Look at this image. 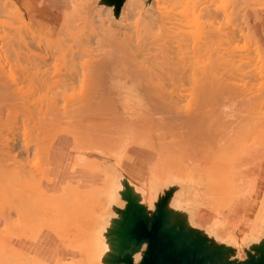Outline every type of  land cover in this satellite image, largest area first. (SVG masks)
<instances>
[{"label": "rangeland", "instance_id": "rangeland-1", "mask_svg": "<svg viewBox=\"0 0 264 264\" xmlns=\"http://www.w3.org/2000/svg\"><path fill=\"white\" fill-rule=\"evenodd\" d=\"M26 1L27 0H19V3L16 1V3L14 4L16 5L15 7L19 11V17H21L28 24L30 31L34 32L35 36L33 39H31L30 33H25V31H23L24 30L23 28L21 31L16 32L17 35H15L13 27L22 26L23 25L22 21L15 20L14 22L12 18H10L11 11L16 9L12 5L13 0H10V1L0 0L1 5L3 4L6 5L5 6L6 11L3 10L2 8L4 5L0 7V12H3V14L0 13V23L3 22L2 24H0V72L3 71L4 73L2 72V74H5V77H3V79L9 80L10 75H12L16 79L18 75L19 70L15 68V66H10V63H11L10 60L13 59L12 57L13 51L15 52L19 51V53H21L22 51L23 52L25 51V52L32 53V54L43 57L47 63L46 72L44 75V78H46L45 84L47 85L49 90L53 89V90H58V92L61 91V94L59 92V94L61 95L59 97L61 98L58 99L59 98L58 97L57 98L58 100L57 99L55 100V102L59 101L57 103L60 109L59 111H62L64 109L66 110L75 109L74 120L76 124V131L84 132L87 129L86 126L88 127V122H87V119L89 118L88 116L92 117L91 115L93 114V113L91 114L87 112L92 108V105H90V109H88L87 111L85 110V108H89V106L86 105L87 103L85 102L89 100L90 96L93 94V91L99 87L100 83L97 77L92 72L94 69H98L104 72L106 75V84L104 88L107 94V101H108L107 108L109 110V112L107 110L109 114L105 113L106 111H104L105 114L103 113L101 114V116L102 115H103L102 117H104L105 115L107 116V118L104 119L107 125V128H106L107 132L111 136L119 137L114 148L110 150V155H107V154L102 155L100 153L96 154V153H91V152H84V155L88 159L90 157H91L90 160L93 159V157L94 159L96 158V161L99 160L103 165H107L111 172L105 184L106 186L105 197L102 200H99L98 194L94 193V196H96V199L93 196L94 200L92 201L94 202L91 201L92 204L91 203L89 204L91 205V208L89 207L90 209L87 212V214L86 212H84V210H82L83 212H79L76 209L74 210L73 209L75 208L74 206H72L73 210H69L71 208H67L68 210L66 209L67 211H65L64 209L66 207L61 208V204H60V207H59L60 210L59 208H57L59 210L58 213H62L61 210L62 211L64 210L65 212H67L65 214L63 211V214H59L61 217L62 215H64L63 217L65 218L63 219V217L60 218L58 216L57 212H54V210L57 211L56 205L54 206V208H53V205L52 206L50 205V207H52L51 208L52 210L50 209V207L45 208V209L41 208V207H44V204L46 201L48 202V200H45V199L49 197V195L48 197L47 195H45L48 193L47 192L48 190L46 189L45 191V187L42 186V182L45 180L44 178L45 171H46L45 168L48 165L47 166L44 165V167L42 166L43 163L46 161H43L42 159L44 158L42 157L43 155L40 156L41 154L40 150L42 149V146L44 145V141H43V144L40 143V141L43 138L44 139L46 138L44 137L45 136L44 133H46V131L45 132L43 131V135H41L42 139H40L39 137L40 141H38L37 138L36 140H34L37 143L39 142L40 144H42V146L40 145L41 148L39 147V143L36 146V143L33 142L35 145L34 146L33 143L31 142L32 144L30 143L31 144L30 146L32 147L34 146V147L32 148L29 146L28 152H25V149L23 147L25 141L24 142L22 141L24 140L23 138H25L24 137L25 135L22 136V133L24 132H22V125H21L22 123H20V121H19L20 124L17 123L19 125L17 126L13 125L14 130L16 132L14 130L4 131V129L8 128V127L7 128L5 127L8 123L4 125L5 128L3 129V131L0 128L2 132L9 131L10 134L9 133H5V134L3 133V134L4 136L8 134L7 135L8 137L12 136L11 139L9 138L10 142L9 141L8 142L10 143L12 147L11 148L12 153L14 150L13 156L17 157V162L19 163V165L24 164L26 166L25 167L23 165L26 168L25 169L23 167L24 168L23 170L21 168L22 166L20 167L15 160L13 162V159L12 160L10 159L11 157L10 158L8 157L9 159L7 158L6 160L5 156L2 157L0 153L1 155L0 157L4 158L5 160L2 158L0 159L6 162L10 160L12 161V162L10 161L9 166H8L9 162H7L8 164H6L5 162H2V160L0 161V168H3L4 170L3 175L5 174L4 172L6 170L11 171V175L14 178L15 175H13L14 173H12V171H14L15 174H17V176L15 177V181L17 183L18 180L16 179H19V176L21 178L22 176L21 174H24L27 170L26 174H24L25 176L23 175L24 177H26V179L22 176L23 179L18 181L20 183L22 182L21 184L23 185L22 188H24V190H22L20 186L19 188L21 189H18L19 191L15 192L17 189L16 187L18 186L15 184L14 179H12L13 182L11 181L10 179L11 175L7 177V175L10 172H7L5 176L7 178L10 177L9 179H10L11 184L10 182H8L7 178H6L7 182L5 181H2V183L0 182L1 183V187H0V190H1L0 191V264H25L26 261L28 262L29 260H32L31 258H33V260L37 258V256L32 257L33 255H31L30 253L18 248L17 244H20V241L22 240H30V241L35 240L36 238H38L40 233L44 231L51 232L63 248L73 252L72 256L70 255L68 258L59 260L61 261L60 262L61 264L62 263L67 264L69 258H70L69 262H72V260L74 261L75 259H79L80 257H82V254L76 251V247L75 249H73L74 246L78 244L77 242L79 241L81 237L79 233L83 236V233H82L83 231H78V230L74 231L75 227H77L78 225L79 226L82 225L80 227L83 228V225H85L84 221H86L88 214H89L88 218H92V216L94 218V216L97 215V225L100 226V228L103 230L108 229L110 228V226L114 225L115 220L119 217V215H117L118 213L114 212L112 209L114 207L122 208L124 206V201L121 200V195L125 189L130 190V192L133 195L138 197L140 203L148 207L149 205L155 204L158 196L162 193V191L164 190L166 186L173 184L176 186V189L173 191L172 195L169 198V205H168L169 207L171 200L180 199L186 193H189V191L193 189V185L197 186L200 183H205L206 180L202 179L205 163L200 157L201 155L200 150L203 145V141L201 137L205 136L206 134L216 129L217 123L215 120L216 118H218V114L217 113L213 114L210 111V105H208L206 102L204 103L201 100V95H202L201 93L203 89V86L201 85V81L203 77L205 76L204 66L208 62L209 58H208V55H204L203 53L196 54V55L192 54L191 53L192 51L191 41H189L190 42L189 48L188 47L182 48L180 51L177 52V54L172 56L173 58L170 56L172 59L169 60L168 58L170 62L167 61L168 63L167 62L166 63L168 65L165 66L163 63H165L164 61L167 59L164 60V58H162V54L159 53V50H158L159 44L161 42L159 38L156 37V39L152 40L151 41L152 44L150 42L149 44L144 45V43L140 42L138 48H136V44L125 43L121 39V35L123 34V32H125V30L122 32L121 29H124V28L126 29L128 34L131 37H133L132 27L134 26L136 20L138 19L139 17L138 12L140 11L138 2L130 4V1L126 0L123 6V9H122V15L119 21L116 22L112 18L111 9L108 7L99 6L97 4V0H59L60 7H58V10L56 12L60 14V17L58 18V21L54 22L53 21L54 19L51 17L50 12L49 13L44 12L43 9H46V7L43 1L29 0L30 3L32 2L31 3V5L33 6L32 10L26 9ZM143 1H144V9L142 13L143 16L145 18L149 17V19L152 18L150 20L155 22L153 27L155 25L156 27H158V24H156L157 23V10L155 7V1L154 0L151 1L150 7L146 6L145 0ZM185 1L186 0H181L182 3H184ZM189 1L191 3L194 0L193 1L187 0V3L190 5ZM198 1L199 0L195 2H198ZM204 1H206V3H209L210 1L211 2L214 1L217 7L214 6L215 5L213 4L214 2L213 3L210 2V5L213 4V6L211 7H215V9L216 8L218 9V6H219V9L221 10L220 11L218 9L220 13L218 11L215 16L216 19H214V21H216L217 24L212 19L214 26L220 27L221 24L222 26L223 25L225 26V24L226 25L230 24L228 22H231V19L235 16L234 21L236 22L235 23L233 22L232 25L235 24L236 29L235 28L233 29L231 25L228 27L226 26L225 27L229 28V30L232 28L236 32L235 34L236 38L234 42L232 43L231 47L234 50L235 55L238 58L235 56V59H234L235 64L234 66L233 64L231 65L233 66L231 70H230L231 67L225 66L224 64L225 67H223L224 69L221 68V70L223 69V71L226 74L222 72L223 73L222 75H224V77H229V80H228L229 82L234 77L232 79L234 80V82L231 80L233 85H237L238 83L240 85V86L238 85L239 89H243V85L241 87V84H244V86H246L244 88L247 90V92L245 90H242V92L245 93V95L246 93L250 94V96L247 95L249 97L250 104L246 105V103H248V100L247 99H246L247 101L245 100L246 101L245 105L248 106V110L250 113H248L247 110H246V113H245V110H241L243 112H240L238 110V113L240 112L239 116L238 114L236 115L240 117L242 115L241 113H243V115L247 116V117H244L243 123L238 125V129L243 127L245 130L247 127L249 128V125L252 126L255 123L258 124L259 126V123H257L258 119L259 121L260 120L262 121L261 123H264L263 121L264 120V103H263L264 102V93H263L264 92L263 90L264 89V63H263L264 62V0H201L198 3H202V5H204L205 3ZM181 2L179 3L180 5H178V3L177 4L175 3V5L180 6L179 8L176 6L177 7L176 9L177 11L178 10L180 11L183 9L184 12L181 11V14L183 13L182 15H184L185 13L186 17L187 16L191 17V18L189 17V20L191 19L190 21L187 20L188 17L187 19H185L184 17V20L185 22L187 21V24L185 22L184 23L189 27V29L187 28L186 25L184 26V24H183V28H185L186 32H187V29L189 32L193 31V33L192 32L190 33V35L193 36L196 31L195 26L197 25L196 23L197 20L194 18V15L191 16L192 13L189 15V12L191 11L188 10V6H187L188 4L187 3H186L187 5L185 3L182 4ZM65 4L67 5L64 7ZM167 5L170 6V4H167ZM171 5L173 6V3ZM175 5L173 7L170 6L171 9L168 8V10L170 9L171 11L175 7ZM184 5H186L187 8ZM50 6L52 5L50 4ZM93 9L95 10L94 15H91ZM225 9H227L226 13L229 15L233 13L230 10L234 9L233 11L236 10V12L238 11L237 9L242 10L243 12L238 11V13L240 12L242 13V16L241 14L238 15L237 13H235L237 15H234L233 13L232 15L233 17H231V19L228 18L229 20L226 23V18H227L225 16L226 14L223 17L221 16L222 11H225ZM177 11L175 12V10H172L171 14L173 15V17H176V19L180 17L182 19L183 17L179 16L181 14H179L178 15L179 17H177L176 15L178 14ZM106 13H108V16H105ZM63 14H69V16L71 15V17L68 16L69 17L68 20L69 19L71 20V21L70 20L68 21V23L70 22L69 23L70 26L69 25L67 26L68 30H66L67 28L60 29L59 24L61 22V19H63L62 17ZM103 14H104V17H103ZM125 14H126V19L124 16ZM229 15L228 17H230ZM84 16H86L87 18L89 16H93L96 25L91 23V22L94 23L93 19H91L92 17H89L87 19V23H85ZM220 16L223 19V22H222V19H219ZM201 20L204 21L205 19H201ZM180 21L181 23H183L182 22L183 20H180ZM188 21H189V24H188ZM193 21H194V24H193ZM89 22L91 23L90 27L87 26ZM190 22H192L193 25H191ZM97 24H100V26H103V28H112V29L114 27L116 28L117 34H118L117 37H118V40L121 41V46L116 47L114 54L112 55L107 54V51H108L107 48H109L107 45L108 41L99 39L101 36H103V35H100L99 33L101 32L103 28L101 27L100 29L98 27L99 25L97 26ZM93 25L95 27H93ZM189 25L194 27L195 30L193 28H190L191 26ZM237 26L238 27L240 26V27L237 28ZM156 27H154V32L159 31L155 29ZM96 28H98L97 31H96ZM226 28L225 29L222 28L221 30L225 31L227 30ZM158 29H160V27ZM89 30L90 31L95 30V31H92L93 35L89 33ZM189 32L187 33L189 34ZM19 33L21 36H18ZM174 40L176 44L177 39H174ZM189 40H190V36H189ZM140 50H144L147 52H140ZM256 50L259 52H257ZM11 53H12V56L8 58V55L9 54L11 55ZM154 54H157V56H159L160 58ZM258 54H259L260 59H258V56H257ZM151 55H154L156 59L153 60L154 58L153 59L152 57L149 58ZM247 57L249 59H247ZM55 58H58V60L55 61L54 60ZM210 58H214V55H211ZM8 59H10L9 60L10 63L7 61ZM94 59H103L104 61L102 62L101 65L91 66L90 63ZM161 59L163 60V63L162 61L161 63L164 66H162L161 63L159 65L157 64V61H160ZM149 60H153L156 63L150 61L153 63V65H151L152 63L150 64ZM22 61H24L23 63H25L24 59ZM55 62L56 64L53 65ZM21 66H24V65L21 64ZM221 70L219 71L221 72ZM231 74H233V77ZM23 85H26V84L24 83ZM23 85H22L23 91L21 92H24L23 93L24 95L25 94L24 89L27 90L28 87L24 88L25 86L23 87ZM261 86L263 87L262 89H260ZM142 87H144L146 92L150 93L153 96V104H146L145 101H143L140 97L136 96L135 93L139 92L142 89ZM236 88L238 87L236 86ZM28 89L30 90V87ZM20 90H21V87H20ZM208 92L209 91H207V93ZM28 93L29 91H27V93L25 94L26 97L28 96L27 95ZM43 93L44 92H42V94ZM243 93L239 92V96L238 94L237 95L235 94L237 98L235 96L232 97L234 99V102H236L235 98L236 100L238 99L241 102L243 100V97L240 98L241 97L240 95H242ZM62 94H63V97L64 95H68V96L71 95L70 99H72L71 101L73 102L68 101L69 104L70 102L72 103V105L70 104L71 106L68 103L67 104L65 103L64 98L66 99V97L62 98ZM36 95L38 94H35V96ZM245 95H244V98H248ZM260 97L261 99L259 101ZM37 99L40 101L38 96L36 99H32L33 101L32 100L31 101L35 102V100ZM224 99H229L230 103L229 104L227 103L229 102V100L224 101L225 103H227V105L222 104L223 103L222 102L221 104L223 106L220 105V109L222 108V110L220 111H223L224 109V112L226 110L227 114L229 112L228 109H231L233 113L236 112L235 110H237V108H239V106H241L243 102V101L241 103L239 102L240 105L239 104L236 105V103H233L230 98H223V100ZM47 101L48 100H46L45 98L44 100L45 104ZM44 102H42V104ZM55 102L53 103L55 104ZM1 103H5V102H1ZM84 103L88 107H86ZM231 103L237 106V107H234L235 110L233 109V106ZM45 104L42 106L43 110L45 108ZM54 104H51V105H54ZM67 105L70 107L68 108ZM83 105L85 106L84 108L82 107ZM245 105H243V109L247 108ZM80 106L82 107V109ZM244 106L246 108H244ZM56 108H57V105H56ZM6 109L7 108L5 107V110ZM89 112H91V110ZM107 119H108V122H107ZM65 120L67 121V118ZM65 120H62V122H66ZM246 123L247 125H244ZM64 125H65L64 123L60 124V126H64ZM19 126L21 128H19ZM251 126L249 128L250 130H251ZM1 127L3 128V126ZM255 127L256 126H254L253 128L252 126L253 128L252 131L255 129ZM249 129L248 131H250ZM257 129L259 128L257 127ZM18 130H20L21 133ZM263 130H264V127H263ZM239 131L240 130H238L237 132L239 133ZM261 131L262 129L259 130V132ZM254 132L256 131L254 130ZM238 133H236L237 135L236 139L238 141L236 140L237 144H235V147L241 149V150L238 149L241 152L239 156H241V154L243 156L245 155L246 151L253 150L254 148L256 149L257 147L259 148L260 146L264 144V142L263 144L261 142H259V144L257 143V141H260L258 138L259 133L256 135V133L249 132L251 137L254 135L257 136V137H254L255 140L256 138H258L257 141H254V139L251 137H250L251 139H247L249 138V135L244 137V135H242L243 133H240L243 136L240 139V137L238 136ZM246 133L249 134L247 130H246ZM47 134L50 135V132ZM251 134H254V135H251ZM15 135L16 137H14ZM262 135H263V132H262ZM69 139H70L69 143H70L71 151H72L73 140L71 137ZM245 140L246 142H248L249 140V142L252 145L249 146L248 144L249 142L247 143V145H246V142L243 143V141ZM263 140H264V136H263ZM27 141L29 142V139H27L26 142ZM47 144L45 145L46 146L45 148H47L48 146ZM240 144L246 145V146L242 147ZM53 146H51L50 148H52ZM133 146L142 148L143 152H139V154L136 156V159H133V160L130 159L132 155L130 156V154H128L129 155L127 156L128 158L127 159L125 158L124 160L125 164L122 167H117L118 173H123L126 176V178H122V175L120 176L119 174H114V169L116 166L120 165L123 162V159H124L123 155L126 152V150ZM246 147L248 149H245ZM30 148H32L36 152H37L36 149L39 148L40 154L36 153L35 151H33L35 152L33 154L30 153V150H31ZM45 148H43V150L46 152ZM242 151H244V153ZM72 153L75 156L74 154L75 152L72 151ZM36 154H38V156H36ZM19 161L20 162L23 161V162H21L20 164ZM244 161H245L244 158H242L241 160L240 158H238L236 163L238 164L240 162L238 164L240 166L241 163H243ZM15 162L17 164L16 166H14ZM11 163H13V165H11ZM1 165H4V166L7 165L8 168L13 166L12 168L13 169L16 168V171L10 170L12 168H9V170L7 168L5 169V167L4 166L1 167ZM17 166H19L20 168H17ZM154 166L156 167V175H153V173L151 174V172L155 171ZM258 166H259L258 162L251 166V170H254L255 172L253 176L249 179V182L251 183L255 182L258 177V172L256 169ZM41 167H42V171H41ZM90 167L87 168V167L81 166L78 168H85L89 170L91 173H92V170L94 169L96 170V167L94 166H92L91 168ZM78 168L72 167V170L75 171ZM149 168L150 169L153 168L151 169V172H149L148 170ZM18 169H22V172L24 171V173H22ZM28 169H31V170H28ZM17 170H18V173H17ZM2 177L3 176L1 175V178ZM103 180L104 179L102 178V182ZM5 183L6 184L8 183L7 185L8 186L10 185L9 187H11V185L12 187L16 185V187L15 188L11 187L9 190V187L5 185L7 186V188L2 189V184L4 186ZM136 183H137V186H134ZM138 183L145 184V187H142L143 184L140 185ZM80 188L81 187L76 188L77 191L75 190V192L77 194L81 192ZM11 189H14V190L12 191ZM41 189H44V191L47 193L42 191L44 193V195H42ZM5 190H7L6 192L10 191L11 196L8 194L9 192L7 193L8 195L4 193ZM82 191H85V190H82ZM72 192L74 193L73 189H72ZM50 193L52 194L53 192H49L48 194ZM55 193L53 194L55 195ZM76 193L75 195H77ZM5 195H7L8 197L6 198ZM75 195H72V196H75ZM80 196H82L81 193H80ZM52 197H49V198H52ZM43 200H45V202H43ZM50 201L51 200H49V202ZM72 201H75V200L73 199ZM247 203H249L248 196L239 197L235 202L230 204L229 207H226L224 209L222 218L224 220H228L227 226L229 228H231L234 225V221L238 222L239 218L242 217L243 213L245 212ZM31 204L34 207H31ZM47 204H45V207L49 206ZM95 204H97V206ZM98 204L101 207V209L100 208L98 209L99 207ZM193 204H195V206L193 205L194 209L196 211H199L200 206L196 202H193ZM241 204L243 207L241 206ZM93 206L95 207L93 208ZM241 207L243 208V210ZM49 210H51L50 214H49ZM43 211H46L47 213L46 212L42 213ZM42 214L43 215L45 214V215L42 216ZM55 214L59 217V219L58 217H56L57 220H59L58 222L59 226L56 225L57 224V221H56V224L54 222L50 230V225L48 224H51L50 223L51 218ZM206 214L208 216H204L203 214L201 215V217L206 220V222L204 223L205 225L204 227L206 228V230L205 228L202 230L201 227L199 228L197 227L196 229L201 230V232H204V234L210 238L212 236L211 239H214L215 238L214 236H217L218 233H223L224 231L218 227H216V229L209 227L207 223H212V221L214 220L216 216L215 214H213V212H210V211L206 212ZM40 215L43 217L44 221L41 219ZM49 215H52L51 218ZM35 216L36 217L39 216L40 218L39 217L35 218ZM72 216L75 217V219L72 218ZM44 217L46 218V220ZM54 217L52 218V220H54ZM68 217L73 219V220L69 219V221L71 220L70 222L71 224L68 223ZM38 218L40 219V222H38V225H36L37 224L36 220H38ZM78 218L80 220L84 218L82 220L83 222L82 224H78V222L80 221ZM47 219L49 221L47 222L48 227L44 228L43 223L46 224L45 221H47ZM34 220L36 221L35 224L32 223ZM60 220L64 222L67 221L65 224L66 227L71 226L72 223H74L75 225L76 224L78 225L75 227H73L74 225L71 226L72 230L70 228L63 229L60 226H63L64 222L60 223L61 222ZM79 223H81V221ZM91 224H92V221H91ZM91 224L89 223V225ZM87 225L88 223L86 224V228H87ZM32 226L35 227V229L33 228L32 230ZM53 228L55 230H57V228L58 229L61 228L63 230L61 234L63 235H64V230L65 232L67 230L69 233L67 232L66 235H64V237H66V240H68V243L66 240L62 239L63 238L62 235H61V240H60V235H58V232H55ZM79 228H76V229H79ZM85 229H84V232H85ZM70 231L71 232L73 231L72 232L73 234ZM76 231H78L79 233H76ZM69 234H71L72 238ZM73 236H75L74 238H76L77 236L79 237H77V239L75 240ZM70 239L71 240L73 239V240L70 241ZM63 241L64 243L66 242L65 243L66 247L63 245L64 243H62ZM74 241L77 244L76 243L74 244ZM71 244H74L72 245L73 248L72 246L71 248L67 247V246H70ZM244 251L245 249H242L241 253L243 254L241 258H245ZM232 258H236V257H232ZM40 259L38 257L37 261L38 260L40 261ZM138 260L139 259H136L135 262ZM59 261L53 260L51 264H57L59 263ZM65 261L67 262L64 263ZM45 262L49 263L47 261ZM69 262L68 264H71Z\"/></svg>", "mask_w": 264, "mask_h": 264}, {"label": "bare ground", "instance_id": "bare-ground-1", "mask_svg": "<svg viewBox=\"0 0 264 264\" xmlns=\"http://www.w3.org/2000/svg\"><path fill=\"white\" fill-rule=\"evenodd\" d=\"M41 1L44 2V5L46 7V9H43L44 12L45 13L50 12L51 17L54 19L53 21L54 22L58 21L60 14L57 13L56 11L58 10V7H60V1L59 0H41ZM129 1H130V4L138 2V5L140 7V11L138 12L139 17L136 20L134 26L132 27L133 37H131L128 34V32L126 31L125 28L121 29L122 32L125 30V32H123L124 35L123 34L121 35V39L125 43L136 44V48H138L140 42L144 43V45H147L152 40L156 39V37L159 38V40L161 41L159 44V48H158L159 53L162 54V58H164V60L165 59H167V60L164 61L165 63H163L162 59L160 61H157L158 65L162 61V63L165 66H167L168 65L167 63L170 62L169 60H171L173 58L172 57L173 55L177 54V52L180 51L182 48H187V47L189 48V46H190L189 41L192 42L191 43V48H192L191 53L192 54L196 55V54L203 53L204 55H208L209 60L204 66L205 76L203 77V79L201 81V85L203 86L202 93H201L202 94L201 100L204 103L206 102L208 105H210V111L213 114L217 113L218 118H216V120H215L217 123L216 129H214L212 132L206 134L205 136L201 137V139L203 141V145H202L201 150H200L201 151L200 157L202 158V160L205 163L202 179H205L206 181H205V183H200L197 186L193 185V189H191L189 191V193H186L180 199L171 200L169 209L171 210L173 215L179 217L185 223V225L187 227H194V228L201 227L202 230L205 228L204 223L206 222V220L203 219L201 217V215L203 214L204 216H208L206 214V212H208V211L213 212V214H215L216 217L214 218L212 223H207V225L209 227H212L215 229H216V227L221 228V230H223L224 232L218 233L217 236H214L215 237L214 239H211L212 236H211V238L208 236L207 237L213 242H218L220 244H223V246L225 244L224 247L226 248L227 254H229V256L236 257V258L241 257L243 254V253H241L242 249L246 250V248H250V247L252 248L255 246H259L261 243H264V144H263V142H264V140H263L264 123H261L262 121L261 120L259 121V119H258L257 123H259L260 127L256 123L254 125H252L253 128H254V126H256L254 129L256 132H254V130L252 131L253 128L251 125H249V128L251 126V130L247 127L250 131H248L247 128L244 130L243 127L238 129V125L243 123L244 117H247V116L243 115V113H241L242 114L241 116H243V117H241V116L238 117L239 113L243 112L241 110H245V113L247 110L248 113H250L248 110V106H246L247 104H250L249 97L247 96V95L250 96V94L246 93V95H245V93L242 92V90H245L247 92V90L244 88V87H246V86H244V84H241V87L243 85V89H239L240 85L238 83H237V85H233V83L231 82V80L234 78L233 74H231L233 78L230 80V82L228 81L229 77H224V75H222L223 73L226 74L223 71V69H224L223 67L229 66V67H231L230 68V70H231L235 64L234 59H235L236 55H235V52L232 49L231 45L236 38V36H235L236 32L233 30L235 28V24L232 25L233 22L235 23L236 21H234L235 16L233 17L232 15L234 13V15L241 14V16H242L241 12H243V11L237 9L238 11H241L240 13H238V11L236 12V10L233 11L235 9L234 8L233 10H230L233 12V13H231V15L226 13L227 9H225V11H222V13L225 12V13H223V15L221 13L222 17L226 14L225 15L227 17L226 23L229 19H231V17H233L231 19V22H228L230 24H227V25L225 24L226 27H228L230 25L232 26L233 29L230 27L231 29L229 30V28H226L224 25H223L224 26L223 27L222 24L220 25V27L222 26L221 28L214 26L213 21H214V19H216L215 18L216 13L220 10L219 6H218L219 10L217 8H216L217 10L215 9V7H217V6H216L214 1H212V2L210 1L211 3L214 2L213 4H215L214 5L215 7H211V6H213V4L210 5L209 1H207L209 3H206V1H204L205 3H204V5H202V3H198L201 0H199L198 2H195L197 0H194V1L191 0L193 2L190 3V1H189V3H190V5H189L187 3V0H186L184 3L188 4V5L186 4L188 6V10L191 11V12H189V15L192 13L191 16L194 15V18L197 20V22H196L197 25L195 26L196 27L195 28L196 29L195 34L193 36H191L190 33L191 32L193 33V31H191V32L188 31L189 27L186 25L187 21L185 22V20H184V17H185V19H187V17H188L187 20H189L190 16L186 17L185 13H184L185 16L182 15L183 13L181 14V11L184 12L182 8H181L182 10H180V11L179 10L177 11V9H176L177 7L178 8L180 7L178 5H180L179 3L181 2V0H179V1H177V0H154L155 1V7L157 10V23L156 24H158V27H156V25L154 27H156L155 29H157V31L159 30L158 32H154L153 25L155 22L150 20L152 18L149 19V17H147L148 18L147 19L142 14L143 9H144V1L143 0H129ZM175 1H177V2H175ZM171 2L173 3V6L175 5V3L176 4L178 3V5H175V7L172 10H175V12L177 11V13H178V14H176L177 17L182 16L183 17L182 19H181V17L176 19V17H173V15L171 14L172 13L171 12L172 10L170 11V9H171L170 6H172ZM14 3H16V0H13V2H12L13 7L16 6ZM31 3L29 0L26 1L27 5H29V4L31 5ZM184 3H182V4H184ZM50 4L52 6H50ZM167 4H170V6ZM182 4H181V6H182ZM205 4H207V5H205ZM3 5L0 4V7ZM66 5L67 4H65L64 7ZM186 5H184V6H186ZM5 6L6 5H4L2 7L3 10H5V8H6ZM187 6H186V8H187ZM189 7H190V9H189ZM168 8H170V9L168 10ZM184 9H185V7H184ZM94 11L95 10L93 9L91 15H94ZM220 11H219V13H220ZM0 13L3 14V12H0ZM235 13H237V14H235ZM179 14H181V15H179ZM228 15L230 17H228ZM68 16H69V14H63L62 15L63 19H61V22L59 24L60 29H65L69 25L70 22L68 23V21L70 19L68 20V18L71 17V15L69 17ZM105 16H108V13H106ZM124 16L126 19V14ZM152 16H153V14H152ZM174 16H175V14H174ZM221 16H220V18L219 17L218 18L222 19ZM89 17H92L91 19H93V21H94V23L93 22H91V23L96 25L94 17L93 16H89ZM103 17H104V14H103ZM10 18H12V20L14 22H15V20L16 21H22V24H23L22 26L13 27L15 35H17L16 32L21 31L23 28L24 29L23 31H25V33H30L31 39L34 38V36H35L34 32H31L29 27H28V24L21 17H19V11L17 8L15 10L11 11V17ZM88 18L86 16H84L85 23H87ZM97 18H99V17H97ZM103 19H101V20H103ZM201 19H205V20L203 21ZM212 19H213V21H212ZM180 20H183L182 21L183 23H181ZM240 20H239V22H240ZM189 21H188V24H189ZM224 21H225V19H224ZM214 22H216V21H214ZM222 22H223V19H222ZM2 23H0V24H2ZM91 23L89 22L87 24V26L90 27ZM101 24H102V22H101ZM183 24H184V26L185 25L187 26V28H188L187 32H189V34L185 31V28H183ZM190 24L193 25L194 21H193V24H192V22H190ZM216 24H217V22H216ZM9 25H10V23H9ZM94 25H93V27H95ZM191 25H189V26H191ZM97 26L100 29H101V27L103 28V26H100V24H97ZM159 27H160V29H158ZM239 27L237 26V28H239ZM190 28L194 29V27H192V26ZM222 28H224V29L226 28L227 30H225V31L221 30ZM97 29L98 28H96V31H97ZM66 30H68V28ZM102 30L99 33H100V35H103V36H101L99 39H102L104 41H108L107 45L109 48H107V50H108L107 54L112 55L115 53L116 47L121 46V41L118 40V37H117L118 36L117 30L115 27L113 29L112 28H103ZM105 30L107 33L105 32ZM92 31H95V30H91V31L89 30V33L92 34L93 33ZM102 33H104V34H102ZM105 33H106V35H105ZM187 34H188V36H187ZM18 36H21L20 33ZM189 36H190V40H189ZM241 37H242V35H241ZM174 39H177L176 44L174 42L175 41ZM245 40H246V38H245ZM151 44H152V42H151ZM140 52H147V51L140 50ZM257 52H259V51H257ZM259 54L257 55L258 59H260ZM154 55L157 56V54H154ZM154 55H151L149 58L152 57V59L154 58L153 60H155L156 57ZM211 55H214V58H210ZM11 56H12V53H11V55L10 54L8 55V58ZM238 56H240V55H238ZM12 57H13L12 60L8 59L7 61L9 62V60H10V62H11V63L9 62L10 66H15V68H17L19 70L16 79L12 75H10L9 80L3 79V77H5V74H2L3 71L0 72V128L3 131V129L5 127L6 128L8 127L10 129L7 128V129H4V131L5 130H11L12 131V130H14L15 125L17 126L20 123H22L21 124L22 125V132H24V133H22V136L25 135L24 136L25 138H23L24 140H22V141L23 142L25 141L24 145H23L25 152H28L29 146L33 142H35L36 146H37L39 142L37 143L34 140H36V138H37V140L40 141V139H42L41 135H43V131L44 132L46 131V133H44V135H45L44 137H46V138L45 139L43 138L44 140L42 139L40 141V143H42V144L44 141V145L42 146V144L39 143V147L41 145L42 149L41 150L39 148L36 149L37 148L36 147V148H34L37 150V152H36L35 150L32 149L35 146L33 143L34 146L33 147L30 146V147H32V148H30L31 149L30 153L33 154L36 152V153L40 154V152H41L40 156L43 155L42 157H44V158H42V159H43V161H46V162H44L42 166L44 167V165H46V166L48 165L45 168L46 171H45V177L44 178L48 182L53 180L52 170L56 169L57 162H59V160H60V155L58 154L59 151L62 150L63 146H65L66 144H68V142H70L69 138L71 137L73 140L72 151L75 152L74 153L75 156L73 155L74 156V162L72 163L73 164L72 167L78 168V167L83 166V167L89 168L90 166L91 167L94 166V167H96V170L95 169H94L95 171L92 170V173L102 175L104 180L100 185H96V186L89 187V188H83V189L80 188V191H81L80 193L82 194V196H80V193H78L80 197L75 192V190L77 191L76 188H78L79 186L76 187V185L74 186L70 182H67L66 185H64L60 191H58L56 193L53 192V193H55V195L53 193H52L53 194L52 195L51 193L48 194L49 192L48 193L45 192L46 188H45V191H44V189H41L42 195H44V193L42 192V191H44L45 193H47V194H45V195H47V197H48V195H49V197L53 196L52 197L53 199L49 198V197H48L49 199L48 198L45 199V200H48V202H49V200H51L49 203L47 201L45 202V200H43V202H45V204L48 203L47 205H49V206L45 207V204H44V207H41V208L45 209V208L50 207V205L51 206L53 205V208H54V206L56 205L57 211L54 210V212L58 213L60 210L59 207L61 204V208L66 207L64 209L65 211L68 210L67 208H71L69 210H73V209L75 210L76 209L79 212H83L82 210H84V212H86V214H87V212L91 208V205H89V204L91 203L92 200H94L93 199L94 193L98 194L99 200H102L105 197V194H106L105 184H106L111 172H110L107 165H103L99 160L96 161V158L94 159V157L91 160H90L91 157L88 159L84 155V152H91V153H96V154L100 153L102 155L103 154L110 155V150H112L114 148L115 144L117 143V141L119 139V137L111 136L107 132V129H106L107 125L105 123L106 121L104 120L107 118V116L105 115L104 116L105 118L102 117L103 115L101 116V114H103L104 111H106L105 113L109 114L108 113L109 110L107 108V106H108L107 94H106L105 88H104L105 84H106V75L104 72H102L98 69H94L92 71L93 74L97 77L100 84H99V87L93 91V94L90 96L89 100H87L85 102V103H87L86 105L89 106V108H85V110L87 111L88 109H90V105H92V108L90 109L91 112H89L90 110L87 112L91 113V114L93 113L91 115L92 117L88 116L89 117L87 119L88 127L86 126L87 129L84 132H78V131H76V124H75V120H74L75 109H73V110L68 109L69 111L64 109L62 111H59L60 109H59L58 104H57L59 101L55 102V100L59 96H61L60 95L61 91H59L60 92V94H59L58 90H53V89L49 90L47 85L45 84L46 78H44V75H45L46 67H47L46 60L41 56H38V55H35L32 53H28L25 51L24 52L22 51L21 53H19V51L18 52L13 51ZM21 57L25 60V63H23L24 61H22L23 59ZM157 57H159V56H157ZM159 58H157V59H159ZM168 58H169V60H168ZM20 59L22 62L20 61ZM247 59H249V58L247 57ZM54 60L57 61L58 58H55ZM153 60H149V62L152 61V62L156 63ZM103 61H104L103 59H94L91 61L90 64H91V66L101 65ZM152 62H150V64ZM222 63H223V65H222ZM21 64L24 66H21ZM55 64H56V62L53 65H55ZM163 64H162V66H164ZM224 64H225V66H224ZM232 64H233V66H231ZM151 65H153V63ZM154 65H156V64H154ZM94 68H96V67H94ZM221 68H223V69L221 70ZM219 70H221V72ZM225 76H227V75H225ZM7 81H9V82H7ZM232 81L234 82V80H232ZM24 83L26 85H23ZM20 84H21V86H20ZM22 85H23V87L25 86L24 88L30 87V90L28 88H27V90L24 89L25 94L27 93V91H29V93L27 94L28 95L27 97L25 96V94L23 95L24 92H21V91H23ZM208 85L209 86L211 85L212 87L210 86V88H209ZM261 85H263V84H261ZM236 86L238 88H236ZM20 87H21V90H20ZM262 88L263 87L261 86L260 89H262ZM205 90H207L209 92L207 93V91H205ZM36 91H37V93H36ZM42 92H44V93L42 94ZM239 92L243 93L245 96L248 97V98H244L243 94L240 95L241 96L240 98L243 97V100L241 99L243 102L241 101L242 104H241V106H239V108L240 107H242V108H240V109L237 108V110H235L234 107H237V106H235V104L231 103L233 106V109L236 112L233 113L231 111V109H228L229 110L228 114H227L226 110L224 112V109H223V111H220V110H222V108L220 109V105H222V104L227 105V103L228 104L230 103L229 99L223 100V98H230L231 99L233 96H235L237 98L236 95L238 94V96H239ZM260 93H262V92H260ZM35 94H38V95L35 96ZM135 94H136V96L140 97L143 101H145L146 104H153V96L150 93L146 92L144 87H142V89ZM37 96L40 99V101L43 99L45 100V98L48 101L46 102V104H45L44 100L40 102L38 99L35 100V102H32L33 101L32 99H36ZM64 97H66V99ZM64 97L62 94V98H64L65 103L69 104L68 101L72 100V99H70L71 95H69V96L64 95ZM26 98H27V100H26ZM60 98L61 97H59L58 99H60ZM236 98H235L236 102H234L233 98H232L233 100L231 99V101L233 103H236V105L237 104L240 105V103H241L240 100H238V99L236 100ZM28 99H29V101H28ZM246 99L248 100V103H246V101H247ZM260 99H261V97L259 98V101H260ZM225 100H227V101L229 100V102L226 101L227 103H225L224 102ZM1 102H5V103H1ZM42 102H44V103L42 104ZM53 102H55V104ZM71 102H73V101H71ZM71 102H70V104L72 105ZM261 102H262V100H261ZM85 103H84V105H85ZM245 103H246V105H245ZM44 104H45V108H46V109L44 108L45 111L42 108V106ZM51 104H54V105H51ZM56 105H57L58 110L56 108ZM84 105L82 106L83 108L86 106V105L85 106ZM243 105H245L247 108L244 106V108H246V109H243ZM70 106H68V108ZM88 106H86V107H88ZM5 107L7 108L6 110H5ZM82 107H81V109H82ZM18 109H20V110H18ZM107 110H108V112H107ZM238 110L240 111L239 113H238ZM223 112H224V114H223ZM237 114H238V116H236ZM66 118H67V121L65 120ZM62 120H65L66 122H62ZM19 121H20V123H19ZM107 122H108V119H107ZM17 123H19V124H17ZM61 123H64L65 125L60 126ZM5 124H7L9 126L6 125L4 127ZM105 125H106V127H105ZM244 125H247V123ZM1 126H3V128ZM257 127L259 129H257ZM19 128H21V127L19 126ZM48 128H50L51 130ZM52 129L55 131H53ZM237 129L240 130L239 133L237 132L238 131ZM261 129H262V131L259 132V130H261ZM246 130L248 133L249 132L256 133V135L258 133L262 135V132H263L262 136L258 134V136H259L258 138L260 141H257L258 138H256V140L254 139V137H257L254 134H251V135H254L252 137L250 136V133L247 134ZM2 131L0 132V153H1L2 157L5 156L6 160L8 157L9 158L11 157L10 159L11 160L13 159V162H14V160L17 162V157L13 156L14 150L12 153V151H11L12 147L9 143L10 142L9 140L11 139L12 136L8 137L7 136L8 134H7V135H5L6 136L5 137L4 134L9 133V131H6V132H2ZM18 131H20V130H18ZM49 132H50V135L47 134ZM20 133H21V131H20ZM236 133H238V136L240 137V139H241V137H243L242 135H244V137L249 135V138H247V139L253 138L254 141H257L258 144H259V142H261L263 145L261 144L262 146H260L259 148L257 147L256 149L253 147L254 149L252 148L253 150H250V151L245 150L246 153H245V155H243L244 157L242 156V154H241V156H239L241 153L239 150H241V149L235 147V144H237ZM240 133H243V134L241 135ZM16 135H17V133H16ZM16 135L14 137H16ZM48 135L50 136V138ZM26 136H28V137H26ZM39 137H40V139H39ZM27 139H29V142L28 141L26 142ZM246 140L243 141V143L246 142ZM12 141H14V140H12ZM240 141H239V143H240ZM248 142H249V140H248ZM248 142H246V145ZM45 143L46 144L48 143L47 148H45L46 147ZM56 143L58 145H57L56 149L54 148L55 150H53L52 156H50V151L53 149V147L52 148H50V147L55 145ZM138 143H139V141H138ZM248 144H249V146L252 145L250 142ZM246 145H241V146L245 147ZM241 146H240V148H241ZM43 148H45L46 152L43 150ZM245 149H248V148L246 147ZM39 150H40V152H39ZM243 150H244V148H243ZM33 151H35V152H33ZM242 152L244 153V151H242ZM36 156H38V154H36ZM2 157H0V158H2ZM238 158H240V160L242 158H244V160H245L243 163H241L240 166L238 165L240 162L238 164L236 163ZM2 159H4V158H2ZM2 159H0V161ZM130 159L131 160L136 159V154L135 155L132 154V157H130ZM4 160H2V162H5L6 164H8L7 162H9V164H8V166H9L11 160L7 161V162ZM234 161L236 164L234 163ZM16 162L14 163V166L17 165ZM21 162H23V161H21ZM21 162H20V164H21ZM42 162H41V164H42ZM257 162L259 163V166L256 168L257 172H258V177H257L255 182L251 183V182H249V179L255 173L254 170H251V166ZM55 163H56V165H55ZM2 164H4V163H2ZM124 164H125V161L123 159V162L120 165L115 167L114 174H119L117 167H122ZM11 165H13V163H11ZM18 165H19V163H18ZM23 165L24 164L19 165V166L20 167L22 166L21 168L24 170V168L26 166L24 165L25 166L24 167ZM3 166L4 165H1V167H3ZM8 166L5 165L4 166L5 169L7 168L9 170V168L13 167V166H11L8 168ZM19 166H17V168H20ZM22 169H18V170H20L22 172ZM151 169H153V168H151ZM151 169L150 168L148 169L149 172H151ZM154 169H155V171L152 170L153 172H151V174L153 173V175H156V167L155 166H154ZM0 170H1L0 182L1 183H2V181L7 182L6 178L9 175H11V171L6 170L4 172L5 174L3 175V171H4L3 168H0ZM10 170L16 171V168L15 169L12 168ZM18 170H17V173H18ZM28 170H31V169H28ZM44 170H43V172H44ZM41 171H42V167H41ZM7 172H10V173L6 177L5 175L7 174ZM21 172H19V173H21ZM26 172H27V170H26ZM26 172L24 173V171H23L22 173L26 174ZM12 173H14L13 175H15V177L17 176V174H15L14 171H12ZM24 174H21V175L23 176ZM1 175L3 176L2 178H1ZM22 176H21V178L19 176V179H16V180L19 181V180L23 179ZM15 177L13 178V176L11 175V178L10 177L9 178L13 182L12 179H14V181H15ZM151 177H153V176H151ZM9 178H7L8 182H10ZM24 178L26 179V177H24ZM122 178H123V175H122ZM18 181H17V183L15 181V184L18 187H16V185L13 186L14 188L15 187L17 188L15 192H18L19 191L18 189H21L23 186L21 184L22 182L20 183ZM1 183H0V187H1ZM7 184L5 183L4 186ZM10 184H11V182H10ZM23 184H25V183H23ZM138 184L141 185L143 183H138ZM4 186L2 184V189H4V188L6 189L8 185L5 187ZM20 186H21V188H19ZM134 186H137V183ZM11 187H12V185H11ZM11 187H9V190ZM142 187H145V184H143ZM72 189H73L74 193L72 192ZM11 190L13 191L14 189H11ZM22 190H24V188H22ZM82 190H85V191H82ZM6 191L7 190H5L4 193L7 194L9 192L8 194L10 195V191H8V192H6ZM75 193L77 195H75ZM7 195H5L6 198L8 197ZM72 195H75V196H72ZM244 196L249 197V203H247L245 212L243 213L242 217L239 218V221L238 222L234 221V225L231 228H229L227 226L228 220H224L222 218V214L224 212V209L226 207H229L230 204L235 202L239 197H244ZM94 197L96 199V196H94ZM73 199L75 201H72ZM30 201H31V199H30ZM27 202H26V204H27ZM92 202H94V201H92ZM193 202H196L200 206L199 211H196L194 209L193 205L195 206V204H193ZM32 204H31V207H34ZM95 205L97 206V204H95ZM72 206H74L75 208H73ZM98 206H99V204H98ZM241 206H242V204H241ZM94 207L95 206H93V208ZM153 207H154V205H149L147 208L153 209ZM238 207H240V206H238ZM51 208L52 207H50V209ZM57 208H59V210ZM84 208L86 209V211ZM99 208L101 209L100 206L98 207V209ZM51 210H49V214H50ZM242 210H243V208H242ZM63 211L61 210L62 213H58V216L60 218H62L64 216V215H62V217H61L59 215V214H63ZM65 211H64V213L66 214L67 212H65ZM44 212H46V211H43L42 213H44ZM69 212H71V211H69ZM77 213H76V215H77ZM44 215L42 214V216H44ZM117 215H119V214H117ZM42 216L40 215L41 219L44 221ZM49 216L51 218L52 215H49ZM58 216L56 215L54 217V220H52L53 217L51 218V222H50L51 224L47 223V222H49L48 221L49 218H48L47 221H45L46 224L43 223L44 228H47L48 225H50V230H51L54 222L56 224V221H57L56 225H58L59 220H57V218H56ZM67 216H66V218H67ZM37 217H39V216H37ZM37 217L35 216V218H37ZM59 217H58V219H59ZM69 217H68V223L71 224L70 222L73 219H71ZM84 217H86V216H84ZM88 217H89V214H88ZM88 217L86 218V221H84L85 225H83V228L80 227L82 225L79 226L78 224H82L83 223L82 220L84 218L82 220H80L78 218L81 221V223H79L80 221L79 222L77 221L78 224L75 225L74 223H72V225H71V226L74 225L73 227L78 225L80 228L77 226V227H75L74 231L75 230L83 231L82 232L83 236L78 231H76V233H79V235L81 236L79 241L77 242L78 244L74 241V244L75 243L77 244L74 246V248L72 246L74 244H71L70 246H67V247L71 248V246H72L73 249H75V247H76V251L79 252L80 254H82V257H80L79 259H75L74 261L72 260V262H69V260H70V258H69L68 262L71 264H111V263H108L107 261H105V259H107L111 255V253H113V242H112L111 237H110V229L113 227V225L110 226V228L103 230L100 228V226L97 225V215H95L94 218H93V216H92V218H88ZM39 218H38L39 221L36 220L37 221L36 225H38V222H40ZM64 218L65 217H63V219ZM72 218L75 219V217H73V216H72ZM69 219H71V220L69 221ZM91 219H93L94 221ZM45 220H46V218H45ZM36 221L34 220L32 223L35 224ZM91 221H92V224H91ZM63 222L64 221H61L60 223H63ZM66 222H64V225L66 224ZM87 223H88V225H87L88 229L86 228ZM89 223L91 225H89ZM56 225H55V227H56ZM64 225L60 226V227L63 229H67V228L71 229L72 228L71 226L66 227V225L65 226ZM33 228L35 229V227L32 226V230H33ZM61 228L60 229L57 228V230H55V229L54 230H55V232H58V235H60V240H61V235L63 237L62 239L66 240V237H64V235H66V233L68 231L66 230V232H65V230H64V235H63V234H61V232H63V230ZM76 228H79L80 230L76 229ZM84 229H85V232H84ZM205 230H206V228H205ZM69 235L71 236V234H69ZM67 237H68V235H67ZM74 237L75 236H73V238ZM77 237H79V236H77ZM77 237L74 239L76 240ZM71 238H72V236H71ZM72 240L70 239V241H72ZM66 241L68 243V240H66ZM62 243H64V241ZM65 243L63 244L64 246H65ZM69 244H67V245H69ZM29 256H30V254H29ZM32 257H35V256L33 255ZM139 257H140V251L134 252V260L139 259ZM31 259L32 260H29L28 262L26 261L25 264H49V263H46L45 260L40 259V258H39L40 261L39 260L37 261L38 257L35 258L36 260L34 259L35 261L33 260V258H31ZM60 262L61 261H59V263H57V262L56 263L61 264ZM66 262L67 261H65L64 263H66ZM68 262H67V264H68Z\"/></svg>", "mask_w": 264, "mask_h": 264}, {"label": "water", "instance_id": "water-1", "mask_svg": "<svg viewBox=\"0 0 264 264\" xmlns=\"http://www.w3.org/2000/svg\"><path fill=\"white\" fill-rule=\"evenodd\" d=\"M150 7L152 0H145ZM126 0H97L108 7L118 22ZM123 178L126 176L123 173ZM176 186L171 184L158 196L153 209L140 203L130 190H124L122 208L110 229L113 253L105 259L111 264H264V243L244 251L245 258H232L223 244L211 241L201 230L187 227L169 209V198ZM140 251L135 262L134 252Z\"/></svg>", "mask_w": 264, "mask_h": 264}, {"label": "crops", "instance_id": "crops-1", "mask_svg": "<svg viewBox=\"0 0 264 264\" xmlns=\"http://www.w3.org/2000/svg\"><path fill=\"white\" fill-rule=\"evenodd\" d=\"M16 1L19 3V0ZM32 8V5L26 4V9L32 10ZM57 145L56 143L53 146V149L50 151V156H52V152L56 149ZM70 148L71 146L68 142V144L63 146L62 150L59 151L60 160L57 162L56 169L52 170L53 180L49 182L44 180L42 182V186L48 190L47 192H58L67 182L81 188H89L102 183L103 177L100 174H93L85 168H78L75 171L72 170L74 156ZM139 152H143L142 148L137 146L130 147L124 153L123 158L124 160L125 158L127 159V156H129L128 154H130V156L136 154L137 156ZM17 247L49 263L53 262V260H63L73 255V252L63 248L55 236L49 231L41 232L38 238L32 241L22 240L20 244H17Z\"/></svg>", "mask_w": 264, "mask_h": 264}]
</instances>
